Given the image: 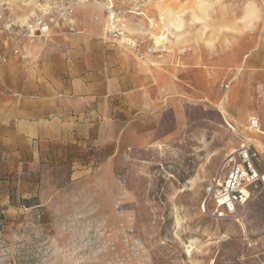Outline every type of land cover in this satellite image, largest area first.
I'll return each instance as SVG.
<instances>
[{
	"label": "rangeland",
	"instance_id": "obj_1",
	"mask_svg": "<svg viewBox=\"0 0 264 264\" xmlns=\"http://www.w3.org/2000/svg\"><path fill=\"white\" fill-rule=\"evenodd\" d=\"M114 1L133 13L120 16L122 35L112 39L153 65L152 55L177 59L181 85L192 80V94L183 91L177 104L180 129L167 115L165 139L98 177L59 179L33 208L0 212V264H264L262 183L239 222L202 209L205 184L242 144L264 174V0ZM43 3L0 0V45L35 40L24 27ZM160 15L161 28H149L146 18ZM252 117L260 118L257 132Z\"/></svg>",
	"mask_w": 264,
	"mask_h": 264
},
{
	"label": "crops",
	"instance_id": "obj_2",
	"mask_svg": "<svg viewBox=\"0 0 264 264\" xmlns=\"http://www.w3.org/2000/svg\"><path fill=\"white\" fill-rule=\"evenodd\" d=\"M73 16L78 33L61 26L0 45V212L33 208L59 179L98 177L165 139L167 115L180 129L177 104L183 91L192 94V80L181 85L178 60L152 55L153 65L120 47L97 7Z\"/></svg>",
	"mask_w": 264,
	"mask_h": 264
},
{
	"label": "built area",
	"instance_id": "obj_3",
	"mask_svg": "<svg viewBox=\"0 0 264 264\" xmlns=\"http://www.w3.org/2000/svg\"><path fill=\"white\" fill-rule=\"evenodd\" d=\"M43 2L42 11L24 27V34L31 39L47 36L57 25L66 26L69 33H78L73 16L74 10L87 6H94L102 11L107 23V35L118 38L122 35L119 29L120 16L125 12L133 13L132 9L120 11L114 0H43ZM136 15H142V12H137ZM146 19L149 28L153 30L160 29L164 22L162 15L156 19ZM130 46L135 52H139V47L135 43ZM1 60L5 61V57L2 56ZM249 128L255 132L259 130L257 117L250 119ZM256 163L257 153L248 144H242L229 154L205 184L203 211L214 220L239 222L250 198V192L258 188V183L263 184Z\"/></svg>",
	"mask_w": 264,
	"mask_h": 264
},
{
	"label": "bare ground",
	"instance_id": "obj_4",
	"mask_svg": "<svg viewBox=\"0 0 264 264\" xmlns=\"http://www.w3.org/2000/svg\"><path fill=\"white\" fill-rule=\"evenodd\" d=\"M124 38V37H123ZM124 40L125 41H127L129 44H131L132 42H130V40L129 39H126V38H124ZM261 178H262V182H263V186H264V175L263 176H261ZM240 226H241V228H242V231H244L245 232V229H244V224L242 223V222H240ZM188 252V251H187Z\"/></svg>",
	"mask_w": 264,
	"mask_h": 264
}]
</instances>
